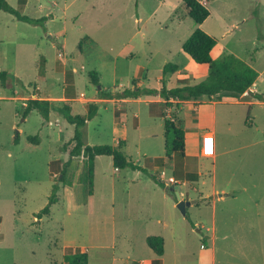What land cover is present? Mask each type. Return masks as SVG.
Wrapping results in <instances>:
<instances>
[{
    "label": "rangeland",
    "instance_id": "1",
    "mask_svg": "<svg viewBox=\"0 0 264 264\" xmlns=\"http://www.w3.org/2000/svg\"><path fill=\"white\" fill-rule=\"evenodd\" d=\"M6 1L44 22L29 24L0 11V70L10 76L7 86L0 84V264H67L64 255L77 251L86 252L87 264H264V104L215 105L214 158L201 159L202 196L193 191L197 203L185 212L152 185L150 175L130 167L116 171L108 155L96 159L91 201L85 204L79 185L72 202L60 172L74 125L56 109L47 119L37 110L24 115L22 105L45 94L57 97L68 72L74 94L82 98V92L84 99L101 90L123 93L140 82L142 100L122 104L125 137L112 129L121 103L108 101L96 103L97 114L82 128L84 139L91 145L123 140L122 151L138 165L170 154L158 114L169 106L158 93L163 84L171 89L207 76L209 65L196 64L181 48L196 27L217 39L213 59L226 51L261 71L257 90L264 93V0H202L209 15L200 24L181 0ZM167 63L179 70L164 73ZM90 70L97 72V85ZM228 94L236 96L222 92L212 100ZM19 95L26 98H11ZM178 106L170 105L166 118L174 120ZM193 146L188 138L187 151ZM77 173L67 167L66 179L78 183ZM56 183V200L49 203ZM220 188L230 194L217 201ZM46 205L48 212L39 215ZM147 235L163 237L161 256L147 246Z\"/></svg>",
    "mask_w": 264,
    "mask_h": 264
},
{
    "label": "trees",
    "instance_id": "2",
    "mask_svg": "<svg viewBox=\"0 0 264 264\" xmlns=\"http://www.w3.org/2000/svg\"><path fill=\"white\" fill-rule=\"evenodd\" d=\"M187 8L188 16L196 23H202L209 15V10L200 0H181ZM0 11H5L14 15L17 20L37 25L44 22L43 18H32L27 15L21 14L19 11L11 7L6 0H0ZM217 39L208 34L204 30L196 27L191 34L182 42V50L196 63L209 65V72L205 79L193 84L185 85L181 87H174L167 89L163 84V88L157 92L156 89L147 90L148 93H158L161 97L168 100L170 98L177 99L178 101H185L191 98H196L202 95L212 96L222 92H228L231 94L239 95L244 92H251V94L263 100L264 96L260 93L252 91V85L258 76V72L243 61L241 58L235 56L230 52H223L220 57L213 59L210 55L212 47L216 44ZM177 70V65L172 63L164 64L163 72H174ZM90 80L97 85L99 80L97 72L90 70L88 72ZM10 82L9 73L6 70H0V84L7 86ZM64 86V95L66 100L72 98L74 95L72 85V74L68 72L66 74V81ZM102 98H110L109 93H102ZM140 90L136 87L132 90H125L123 93L116 94L115 97H137L140 95ZM178 103V102H177ZM97 104L89 103L85 113L71 112L69 102L62 101L60 104H55L49 100L29 98L24 105V115L28 114L32 110H37L42 114L43 118L47 119L51 109H56L63 118L70 124L74 125L73 136L70 140L73 141V146L68 150V160L63 165L60 172L61 181L63 184H70V181L66 179V169L69 164V160L73 157H83V171L80 176L81 181L85 183L88 193L93 189V177H94V158L98 155H108L112 157V163L116 168L130 167L131 169L141 170L144 173L150 175L156 183L160 186H165V183L157 178L154 174L150 173L145 167L140 166L132 160L130 156L122 151L124 141L119 140L117 145L110 144H88L86 143L82 128L88 120L93 118L97 114ZM164 136L165 146L167 143L168 149L171 153L165 154L164 157H154L149 159L154 165L163 166L167 159L172 158L175 166L174 176L179 177L178 173L184 163L185 157V132L184 130L172 119L164 118ZM32 142H36L35 137H28ZM16 141V140H15ZM63 150H66V144L62 146ZM176 183V182H175ZM58 189V184H54L52 192L49 198V203L56 200L55 193ZM49 210L48 205L44 206L40 213H47ZM147 246L158 256L163 254L164 240L159 235H149L145 238ZM64 261L67 264H87V254L85 251H77L64 255Z\"/></svg>",
    "mask_w": 264,
    "mask_h": 264
},
{
    "label": "crops",
    "instance_id": "3",
    "mask_svg": "<svg viewBox=\"0 0 264 264\" xmlns=\"http://www.w3.org/2000/svg\"><path fill=\"white\" fill-rule=\"evenodd\" d=\"M201 2L204 4L205 1L201 0ZM140 70H141V68L139 67V72H140ZM177 70H179L178 65H177ZM74 71H75V69H74ZM139 72H138V74H139ZM71 74H72V83H73L74 75L72 72H71ZM261 74H262L261 71L258 72V76L255 79L251 90L254 92L260 93L264 96L263 92H259L257 90V86H258L259 82H261V79H262ZM140 85H141V83L138 82L137 85H134V87H136V86L140 87ZM59 86H61V90H60V94L57 97H55L54 95H51V94H45L44 96H39V97L37 96L38 99L49 100L51 102H54L55 104H60L62 101L69 102L70 107H71V112L73 114H75L74 110H77V109H79V111L84 110V113H85L89 103H95L96 104V103L108 102V101H113V102L117 103L116 105L121 103V105L115 107V116H114V122L112 125V127H113L112 129L115 131V133H118L121 136H124L123 132H125L124 131L125 127H123V123L125 122V118H126V114H125V112H123V109H122V104L126 103L130 100H135V101L142 100L140 97H132V99L130 97H126V98L115 97L116 93L113 95L111 94L112 97H110V98H102L101 96L97 97L94 94L93 98L84 99V95L82 94V92H80V96H82V98L77 97L74 94L72 98H69L68 100H66L65 95H64L65 77L62 78L61 84H59ZM101 89H102V87H101ZM102 93H108V92L102 91ZM218 94H220V93H218ZM228 95L229 96L224 97L222 100L220 99V100H216V101L212 100L214 95L207 96L208 101L202 100L200 98V96L196 97V98H191V99L185 100V101H178L177 99H172V98H170L168 100H166V99L163 100V101H166V105L168 104L167 106H169V107H166L167 109H165V110L159 109V111H158V114H160V120L162 122H163L164 118H166L169 115L168 111L170 109H172V107H170V105L175 104V106L177 107L179 104V106H178L179 108L177 109L178 113L173 118H174L175 122L185 132L184 163L179 170V173H178L179 177H177V178H175V176H174L175 166H174V162H173L172 158L167 159L168 161L166 160L167 162L165 161L163 166H158V165H154L153 162H151L149 160V159L154 158V157H160V155H154V156L148 157V159L146 158L145 164L140 165V166H143V167L145 166V168L152 174H154V172L157 171L156 177H158V175H160L159 179L165 183V186H160L158 183L153 181L154 179L151 180L153 183L152 185L157 186L158 189H162L163 192L167 193L169 199H172V201H173L172 205L174 207L177 205V203L179 201L189 202V204L186 206V210H189L192 206L196 205V203H197V200H196L197 198L194 199V195L192 194V192L194 191L195 193H199L198 185L199 184L202 185L204 182L202 179L203 172H204V166H203L201 159L202 158H209V159L214 158L213 137H214V133H215L214 129L216 127V116L214 113L215 107H216L215 105L218 102L224 103L226 105H230L231 103H233V104H242V105H248V106H252L254 104H260V103L264 104V98H263V100H260L256 97H254L251 94V92H244V93L236 95L234 97H231L230 94H228ZM11 98L22 100V99H25L26 97H25V95H19V96H12ZM82 101H85V103L81 105V103H83ZM144 101H145V103H148V102L152 103L154 101L158 102V101H160V99L159 98L150 99V100L145 99ZM177 102H178V104H177ZM22 105H25V103L23 102ZM58 113L60 114V112H58ZM210 114H211V116H210ZM60 116H61V114H60ZM209 116H210V118H209ZM137 127H138V125L136 124V128ZM206 128H212V129H211V131H208ZM73 132H74V130H73ZM163 138H165L164 135H163ZM188 138L191 140V142L192 141L194 142V146L191 147V152L187 151V148H186ZM209 142H211V143H209ZM86 143H88V142L86 141ZM117 144H114V145H117ZM101 156H104V155H98L94 158V177H95V169H96L95 168L96 159L98 157H101ZM164 156L165 155H163L162 157H164ZM111 159H112V157H111ZM146 160L149 162L148 164H146ZM167 163L171 164V168H170V171H169L167 178H166V175H165L163 170H164L165 165ZM83 165H84V162H83L82 156L73 157L72 159L69 160L68 167L70 168V170H72V172L73 171L75 172L76 170H78V173H77L78 176L76 178L78 183H75V181L70 180V184H64V185L67 186L66 188H70L69 191L66 190L67 192H65V194L66 195L68 194L71 197L72 202H74V203H76L77 189H78L79 185H82V187H84V192H85L84 202H85V204H87L91 201L90 197L93 194V192L88 193L86 186H84L85 183L83 181H81V179H80V176H81L82 171H83ZM114 169L116 171H118V169H116V167H114ZM135 171H136V173H142V174L147 176V174L141 170H135ZM138 177L139 176L136 175V180L140 179V181L144 182L143 179L138 178ZM170 178H172V181L169 183L168 180ZM136 180L133 178L130 179L131 182H135ZM175 184H178V186H179L180 199H177L175 192H174V189L173 190L168 189ZM151 187L153 190H155V187H153V186H151ZM214 192L215 193L219 192L217 194V201H218V199H223V198L229 197V194H230V192H228L227 189H224V188L215 189ZM162 196L164 198L165 194H163ZM232 197H234V196H232ZM157 221L160 222V218H158ZM147 236H149V235H147Z\"/></svg>",
    "mask_w": 264,
    "mask_h": 264
},
{
    "label": "water",
    "instance_id": "4",
    "mask_svg": "<svg viewBox=\"0 0 264 264\" xmlns=\"http://www.w3.org/2000/svg\"><path fill=\"white\" fill-rule=\"evenodd\" d=\"M98 89L100 88V86L97 87ZM169 190H173L175 192V195L177 197V199H180V195H179V186L178 184L173 185L172 187L168 188ZM189 204V202H183V201H179L177 203V206L183 211L185 212L186 210V206Z\"/></svg>",
    "mask_w": 264,
    "mask_h": 264
},
{
    "label": "built area",
    "instance_id": "5",
    "mask_svg": "<svg viewBox=\"0 0 264 264\" xmlns=\"http://www.w3.org/2000/svg\"><path fill=\"white\" fill-rule=\"evenodd\" d=\"M117 169V168H116ZM170 181H172V178L169 179Z\"/></svg>",
    "mask_w": 264,
    "mask_h": 264
},
{
    "label": "snow or ice",
    "instance_id": "6",
    "mask_svg": "<svg viewBox=\"0 0 264 264\" xmlns=\"http://www.w3.org/2000/svg\"><path fill=\"white\" fill-rule=\"evenodd\" d=\"M209 143H211V142H209Z\"/></svg>",
    "mask_w": 264,
    "mask_h": 264
}]
</instances>
